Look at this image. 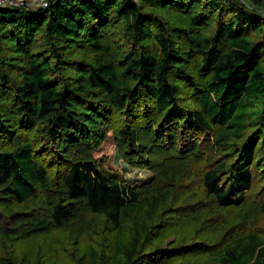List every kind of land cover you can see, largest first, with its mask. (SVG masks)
<instances>
[{
	"label": "trees",
	"instance_id": "16d2710c",
	"mask_svg": "<svg viewBox=\"0 0 264 264\" xmlns=\"http://www.w3.org/2000/svg\"><path fill=\"white\" fill-rule=\"evenodd\" d=\"M247 4L0 8V264L24 245L67 264L61 237L75 264H264V0ZM105 140L152 177L127 186Z\"/></svg>",
	"mask_w": 264,
	"mask_h": 264
},
{
	"label": "rangeland",
	"instance_id": "374dc122",
	"mask_svg": "<svg viewBox=\"0 0 264 264\" xmlns=\"http://www.w3.org/2000/svg\"><path fill=\"white\" fill-rule=\"evenodd\" d=\"M244 2L246 5L247 0H240ZM260 12L264 13V7H261ZM99 155L103 154L111 159V163L114 165V168H116L124 177V180L126 181L127 186H135L137 184L143 183L148 181L152 177V172L147 169L142 168H136L128 165L126 162H124L120 156L118 155V151L116 146L111 143L109 140H105L101 148L97 152ZM260 225L264 227V218H261ZM175 236L169 235V237L165 238L164 247L167 244H170L175 241ZM57 250L62 254L63 258L62 260L64 262H67V264H75V257L73 253V248H76L78 246L73 245V242L71 240H65L64 238H60V240H56ZM21 244V243H19ZM18 244V245H19ZM80 245V244H79ZM85 246H81V249H84ZM27 245H24L22 247H16V251L14 253V256L17 257V263L18 264H24L21 259H25L26 255H30L31 252H33V257L36 260V264H46L50 260V257L47 253L38 252V251H26ZM41 259L39 260V258ZM196 264H204L203 260H196Z\"/></svg>",
	"mask_w": 264,
	"mask_h": 264
},
{
	"label": "built area",
	"instance_id": "2783aa9c",
	"mask_svg": "<svg viewBox=\"0 0 264 264\" xmlns=\"http://www.w3.org/2000/svg\"><path fill=\"white\" fill-rule=\"evenodd\" d=\"M48 0H0V8L25 6L27 8L45 7Z\"/></svg>",
	"mask_w": 264,
	"mask_h": 264
}]
</instances>
